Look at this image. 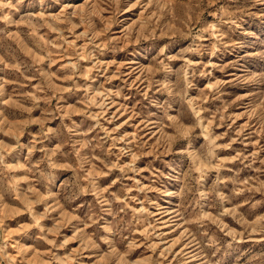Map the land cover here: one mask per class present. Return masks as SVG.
Here are the masks:
<instances>
[{
  "label": "rangeland",
  "instance_id": "374dc122",
  "mask_svg": "<svg viewBox=\"0 0 264 264\" xmlns=\"http://www.w3.org/2000/svg\"><path fill=\"white\" fill-rule=\"evenodd\" d=\"M0 264H264V0H0Z\"/></svg>",
  "mask_w": 264,
  "mask_h": 264
}]
</instances>
